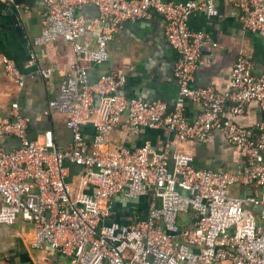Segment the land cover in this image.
Returning a JSON list of instances; mask_svg holds the SVG:
<instances>
[{
  "label": "built area",
  "instance_id": "obj_1",
  "mask_svg": "<svg viewBox=\"0 0 264 264\" xmlns=\"http://www.w3.org/2000/svg\"><path fill=\"white\" fill-rule=\"evenodd\" d=\"M243 29L264 39V0H233ZM17 0H0L15 6ZM41 36L34 49L64 42L73 63L49 108L67 117L70 146L59 150L53 134L31 139L30 120L13 104L9 118H0V225L18 220L35 229L33 247L48 245L72 264H264V74L254 62L239 56L224 91L192 87L203 51L218 44L204 32H192L194 15H218L214 0L173 4L167 0H43ZM92 7L96 19L81 12ZM162 19L164 37L179 60L175 78L179 92L170 110L163 102H146L123 95L121 73L90 81L88 67L109 60L108 44L126 24ZM95 34L94 38H90ZM30 65L37 61L30 55ZM4 74L24 86L16 63L0 58ZM49 79L50 72H42ZM201 108L193 122L185 103ZM256 104L262 119L241 122ZM122 126L128 135L142 129L164 130L180 142L205 143L221 133L234 155L236 170L200 168L190 154L162 151L150 143L129 149L111 142ZM93 128L88 143L82 129ZM65 163L79 166L90 193L73 192ZM232 190H236L232 192ZM146 198L144 219L120 223L110 208L113 198ZM189 214L179 225V215ZM48 264V263H45Z\"/></svg>",
  "mask_w": 264,
  "mask_h": 264
},
{
  "label": "crops",
  "instance_id": "obj_2",
  "mask_svg": "<svg viewBox=\"0 0 264 264\" xmlns=\"http://www.w3.org/2000/svg\"><path fill=\"white\" fill-rule=\"evenodd\" d=\"M167 1L183 4L197 0ZM214 1L217 16L210 18L201 13L191 17L188 23L190 31L208 33L218 44L216 50L208 47L203 51L192 87L224 91L239 56L251 59L256 71L264 74V39L243 29L233 0ZM16 8L18 14L15 17L0 10V58L7 56L16 63L24 86H15L6 78L0 60V118H9L12 105L18 104L21 115L30 120L31 139H42L50 132L56 147L65 150L71 143V134L65 126L67 117L50 110L49 102L59 95L61 84L73 63L72 51L64 42L42 49L33 48L34 40L42 35L44 29L43 0H25ZM81 15L89 19L97 18V12L92 7L84 9ZM163 27V21L158 16L123 26L109 41L108 62L102 66L88 67L90 81H95L100 75L121 73L126 79L123 87L126 98L150 103L163 102L171 110L179 92L175 78L179 58L168 46ZM94 36L91 34L90 38ZM32 52L37 54L33 66L30 65ZM44 71L50 72L49 79L42 75ZM200 113L199 106L192 102L185 103V116L189 122H193ZM262 116L257 105L250 104L240 120L252 126ZM126 122L124 115L110 136L112 144L117 147L135 149L150 143L154 149L162 151L166 145H170L172 153L190 154L197 167L236 170L237 155L228 148L221 133L212 134L205 143L180 142L175 135L164 130L142 129L136 136L128 135L122 128ZM82 132L89 143L94 134L93 128L86 126ZM0 145L12 149L18 143L12 139H0ZM65 166L68 169L67 182L72 191L90 193V187L83 185L82 169L69 163H65ZM138 199L119 196L111 200L110 208L120 223L147 217V199ZM34 241V227L23 220L11 226L0 225V264H72L71 260L52 251L48 245L40 250L35 249Z\"/></svg>",
  "mask_w": 264,
  "mask_h": 264
},
{
  "label": "water",
  "instance_id": "obj_3",
  "mask_svg": "<svg viewBox=\"0 0 264 264\" xmlns=\"http://www.w3.org/2000/svg\"><path fill=\"white\" fill-rule=\"evenodd\" d=\"M25 0H17L16 5L15 6H7L3 3H0V10H4L8 15L10 16H16L18 14V10H17V6L20 5L22 2H24ZM144 199V198H141ZM146 199V198H145ZM139 200V199H136ZM127 201L129 202L130 200L127 199Z\"/></svg>",
  "mask_w": 264,
  "mask_h": 264
},
{
  "label": "rangeland",
  "instance_id": "obj_4",
  "mask_svg": "<svg viewBox=\"0 0 264 264\" xmlns=\"http://www.w3.org/2000/svg\"><path fill=\"white\" fill-rule=\"evenodd\" d=\"M189 214L182 213L179 215V225L183 227V223L188 219Z\"/></svg>",
  "mask_w": 264,
  "mask_h": 264
}]
</instances>
